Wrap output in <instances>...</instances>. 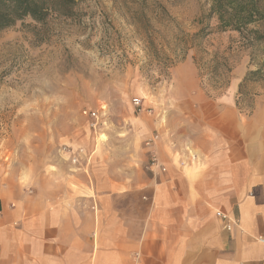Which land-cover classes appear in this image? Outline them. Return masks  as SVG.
Masks as SVG:
<instances>
[{
	"label": "crops",
	"instance_id": "crops-1",
	"mask_svg": "<svg viewBox=\"0 0 264 264\" xmlns=\"http://www.w3.org/2000/svg\"><path fill=\"white\" fill-rule=\"evenodd\" d=\"M257 69L214 92L187 59L172 97L128 109L91 167L57 164L28 188L0 176V264H264V80H245Z\"/></svg>",
	"mask_w": 264,
	"mask_h": 264
},
{
	"label": "rangeland",
	"instance_id": "rangeland-1",
	"mask_svg": "<svg viewBox=\"0 0 264 264\" xmlns=\"http://www.w3.org/2000/svg\"><path fill=\"white\" fill-rule=\"evenodd\" d=\"M47 2L45 20L26 17L0 30V176L25 187L73 164L65 147L83 149L79 162L89 167L93 149H114L119 117L172 97L173 71L187 59L214 92L232 70L264 71V41L219 30L207 17L212 0ZM201 26L206 34L193 37ZM94 111L103 122L97 130Z\"/></svg>",
	"mask_w": 264,
	"mask_h": 264
},
{
	"label": "trees",
	"instance_id": "trees-1",
	"mask_svg": "<svg viewBox=\"0 0 264 264\" xmlns=\"http://www.w3.org/2000/svg\"><path fill=\"white\" fill-rule=\"evenodd\" d=\"M48 12L47 0H0V30L26 17L43 21ZM207 17H216L221 31L236 30L252 43L264 41V0H212ZM252 24L262 28H250ZM205 30L201 26L193 37L204 36ZM245 80H264L262 68L250 71Z\"/></svg>",
	"mask_w": 264,
	"mask_h": 264
},
{
	"label": "built area",
	"instance_id": "built-area-1",
	"mask_svg": "<svg viewBox=\"0 0 264 264\" xmlns=\"http://www.w3.org/2000/svg\"><path fill=\"white\" fill-rule=\"evenodd\" d=\"M132 104L135 107V109H139V111H141V107H142V99L141 98H134L132 100ZM91 118H92V123L91 126L97 130L98 128H100V126L103 124L102 120L100 119L99 115L97 112H92L90 114ZM149 144V143H148ZM64 152H67L70 154L71 156V161L73 163H78L80 160V156L83 152V149H77V150H72V149H67L66 147L63 149ZM152 165H156L157 164V159L155 157H153ZM216 215L222 219L223 221H225L226 223V228L228 230H231L232 227L236 224V220L232 219L231 217H229L226 213L222 212V211H217ZM257 241L264 244V234H261L259 236H257Z\"/></svg>",
	"mask_w": 264,
	"mask_h": 264
}]
</instances>
